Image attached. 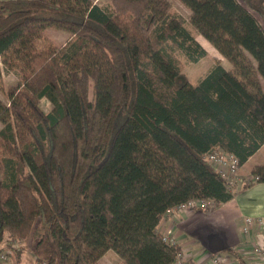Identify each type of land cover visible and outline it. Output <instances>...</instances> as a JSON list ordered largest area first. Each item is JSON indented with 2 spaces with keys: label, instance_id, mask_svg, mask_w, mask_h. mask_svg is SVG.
Returning a JSON list of instances; mask_svg holds the SVG:
<instances>
[{
  "label": "trees",
  "instance_id": "1",
  "mask_svg": "<svg viewBox=\"0 0 264 264\" xmlns=\"http://www.w3.org/2000/svg\"><path fill=\"white\" fill-rule=\"evenodd\" d=\"M179 1L230 69L188 80L178 55L207 52L167 0H0V62L18 78L0 102V250L9 238L33 241L39 264L108 250L171 264L167 211L237 194L205 156L240 168L264 146V0ZM48 28L71 39L46 43ZM250 173L264 182V162Z\"/></svg>",
  "mask_w": 264,
  "mask_h": 264
},
{
  "label": "crops",
  "instance_id": "2",
  "mask_svg": "<svg viewBox=\"0 0 264 264\" xmlns=\"http://www.w3.org/2000/svg\"><path fill=\"white\" fill-rule=\"evenodd\" d=\"M197 42L206 50L203 41L195 36ZM207 55L208 51L206 50ZM215 54H218L215 50ZM215 58L216 55H214ZM217 60H219L217 58ZM222 65V64H221ZM262 146L243 167L238 170L239 176L250 173V169L264 162L251 161L263 148ZM237 187L234 198L221 205H216L209 211L190 210L167 212L162 218L157 230L160 234H170L175 237L180 247L192 253L194 260L189 264H206L211 255L227 257L230 264H264L259 260L247 257L246 253L252 245L255 236L260 244H264V234H257L252 227L246 234L242 232L246 216L264 217V182H258L245 188ZM17 243L18 248H13ZM12 242L6 251H33V243ZM20 246V247H19ZM4 251L3 249L0 250Z\"/></svg>",
  "mask_w": 264,
  "mask_h": 264
},
{
  "label": "rangeland",
  "instance_id": "3",
  "mask_svg": "<svg viewBox=\"0 0 264 264\" xmlns=\"http://www.w3.org/2000/svg\"><path fill=\"white\" fill-rule=\"evenodd\" d=\"M99 4L109 3L111 0H93ZM171 5L172 11L180 14L187 22L189 29L192 31L195 36H198L199 40L203 41L205 44V48L208 51V55L199 60L197 63L188 62L183 55H178L180 60V64L182 66L184 74L187 76L188 80L191 83H196L200 80L210 69V67L215 63L219 62L226 69L231 68V64L223 59L219 54H215L214 46L208 42L202 35L196 34L193 27L189 24V16L190 10L183 5L179 0H167ZM238 2H242V0H237ZM79 8V4H76V9ZM45 42L51 43L56 47L64 46L70 39L71 35L68 32L56 29V28H48L44 32ZM217 58H215V56ZM18 83L17 76L12 72H7L4 68L3 64L0 62V102L3 104L8 103V98L6 96L9 89L15 86ZM40 108L43 111H47L50 107V103L46 99H41L39 103ZM2 124L0 123V127ZM264 159V147L255 155L251 164L254 162H260ZM14 241H9V238L6 242V245L3 246L2 253L7 252L6 250L9 248V245ZM29 247H31V243L33 241H29ZM28 242V243H29ZM23 243V242H21ZM9 244V245H8ZM20 247V246H19ZM6 249V250H5ZM8 259L6 261L0 259V264H39L35 261L31 251H10L7 254ZM99 264H122L119 257L111 250L106 251L102 257L99 259Z\"/></svg>",
  "mask_w": 264,
  "mask_h": 264
},
{
  "label": "built area",
  "instance_id": "4",
  "mask_svg": "<svg viewBox=\"0 0 264 264\" xmlns=\"http://www.w3.org/2000/svg\"><path fill=\"white\" fill-rule=\"evenodd\" d=\"M205 160L215 172L220 174L227 185L233 190L244 184L253 185L255 183H258V176L256 175H238V160L230 153L221 151L219 149H213L206 154ZM214 207L215 204L211 200L194 199L180 204L167 212L173 210L182 211L185 209L209 211L214 209ZM252 227L256 228L257 234H264V217L246 216L244 218V226L242 227V232L246 234ZM160 236L163 242L176 248L175 258L171 264H189V262L194 260L193 254L188 252L186 249L181 248L179 241L175 237L171 236L170 234L164 233L160 234ZM13 248H18V244H13ZM8 253H10V251L0 253V259L6 261L8 259ZM246 255L253 260L264 262V244H260L256 236L253 239L251 248L246 253ZM40 264L44 263L42 262ZM206 264H230V260L227 257L214 254L209 257V260Z\"/></svg>",
  "mask_w": 264,
  "mask_h": 264
}]
</instances>
